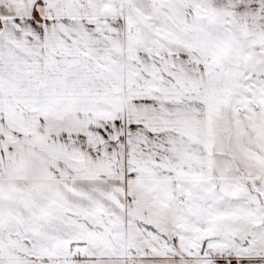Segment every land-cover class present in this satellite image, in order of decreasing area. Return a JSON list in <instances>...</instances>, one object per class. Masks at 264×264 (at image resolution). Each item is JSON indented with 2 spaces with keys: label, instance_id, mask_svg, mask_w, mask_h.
<instances>
[{
  "label": "snow or ice",
  "instance_id": "1",
  "mask_svg": "<svg viewBox=\"0 0 264 264\" xmlns=\"http://www.w3.org/2000/svg\"><path fill=\"white\" fill-rule=\"evenodd\" d=\"M0 264H264V0H0Z\"/></svg>",
  "mask_w": 264,
  "mask_h": 264
}]
</instances>
